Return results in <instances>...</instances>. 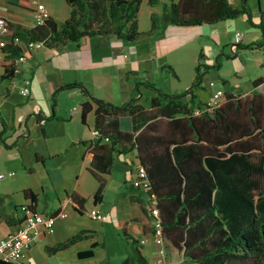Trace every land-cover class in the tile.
<instances>
[{
  "label": "trees",
  "instance_id": "trees-1",
  "mask_svg": "<svg viewBox=\"0 0 264 264\" xmlns=\"http://www.w3.org/2000/svg\"><path fill=\"white\" fill-rule=\"evenodd\" d=\"M67 2L72 11L62 24L52 18L30 29L8 23L11 34L24 42L43 41L45 47L63 48L93 37L135 41L158 28V17L152 13V29L139 31L142 0ZM159 2L149 0L152 5ZM164 10L167 22L175 26L213 24L241 15L255 25L251 10L236 7L230 0H178L165 4ZM260 27L264 36V24ZM6 49L13 55L22 51L19 46L9 45ZM166 68L176 75L172 66ZM201 79L199 74L194 86H199ZM262 83L264 76L252 81L254 88ZM140 84L155 93L149 106L137 97L115 105L93 97L81 83L60 88H79L91 97L79 109L84 123L88 114L95 112L93 130L98 136L90 144L93 158L89 168L99 182L95 202L103 198L104 175L112 172L116 156L136 150L150 185V212L157 208L162 221L164 245L180 250L186 264H264V93L253 90L250 96L227 94L226 100L209 112L208 104L198 99L192 89L167 92L150 81ZM124 122L129 128H124ZM1 140L9 147L2 134ZM37 159L41 160L39 156ZM25 197L35 209L37 195L25 190ZM71 198L83 213L85 198L76 194ZM90 233L83 230L46 250L56 254L88 238ZM124 235L131 250L122 264H151L140 241ZM96 246L94 243L81 252V257H94ZM0 264L24 263L0 256Z\"/></svg>",
  "mask_w": 264,
  "mask_h": 264
},
{
  "label": "crops",
  "instance_id": "crops-1",
  "mask_svg": "<svg viewBox=\"0 0 264 264\" xmlns=\"http://www.w3.org/2000/svg\"><path fill=\"white\" fill-rule=\"evenodd\" d=\"M34 1L45 3L51 12V18L58 24L65 22L71 15L72 7L67 0H0V16L5 18L9 24H18L28 29L33 28L35 23ZM230 2L236 7L246 6L249 8L255 25L249 23L246 15H241L246 19L248 29L250 31L257 30L263 34L260 25L264 24V0H230ZM225 21L195 26H179L187 27V29L178 30L174 28L175 25L167 22L164 14L162 18L158 17L156 31L137 42L136 40L127 41L113 36H104L83 38L63 48H38L26 52L27 60L22 65L21 73L14 77L1 78L0 121L5 124V130L9 125L2 108H5V104L12 96L13 88L19 92V86L24 77L32 79L28 101L12 105V123L10 124L12 136H28L30 134V122L32 118H36L40 124L38 128L40 133L45 141L49 142L50 134L46 127L51 111L48 102L55 100L57 104L58 98L64 91L75 93L73 94L75 103L72 109L67 111V115H57L58 110L56 107L53 109V116H58L56 120L63 121L68 125L64 128L65 132L58 147L48 145L45 149L36 151L34 164L29 167L23 160L22 151L18 148V154L11 155L10 158L6 157V161H1V164L4 162L1 167L7 170L5 173L14 171L16 175L20 171L25 174L17 176L3 189L0 188V240L22 225L24 218L22 206L32 203L30 199L25 197V190H31L37 195L35 203L37 212L48 215L60 212L67 214L66 218L58 217L54 228L45 230L33 242L31 249L21 260L24 264H49L53 257H58L67 264L69 261L67 259L69 257L68 251H73L72 253H76L77 258L82 260L78 263L79 261L74 259L70 264H91V261L87 260L88 258L80 255L81 252L90 249L94 243L98 244V241H93L89 247H80L84 241H88L89 237L56 254H48L46 250L47 246L63 242L83 230L90 231L89 235L91 236L96 235L99 231V229L89 228L80 223L81 216L87 207L85 203V211L80 213L77 210V204L71 198L73 194L85 198L86 202L90 201L91 209L96 207L105 213L106 218L101 221L100 231L106 230L108 224H114L124 233L138 239L143 254L151 264H186L183 253L169 244L164 245L165 253L161 257L159 256L161 247L156 244L153 238L154 219L149 209V194L133 185L139 166L136 150L116 156L112 172L104 175L106 185L103 198L99 203L95 202L94 196L99 187V182L89 170L93 158L90 144L95 139L90 131H93L95 112L94 110L91 111L87 116L86 123H84L82 111L79 109V105L85 101H91V97L79 88L66 90L60 88L70 83H81L93 97L115 105H123L133 97L140 99L143 96L142 88L144 87L140 82H151L148 79V74L160 77V73L166 66L173 67L174 63L169 61L167 56L175 51L174 46L177 43L174 36L178 33L181 37L190 36L191 33H194L195 36L199 34L205 36V33H202L203 27L210 25L216 27L215 25ZM9 40L10 36L0 34V49ZM252 42L255 43L253 47H250L252 52L257 50L264 52V41L255 39ZM141 43L144 44L145 51L136 46ZM244 44V37L242 36L241 41L237 44V50ZM209 50V54L213 55V49L210 46ZM127 51H130L131 54L128 55ZM237 55L238 51L234 53L233 57L235 58ZM203 57L208 58V62L210 59L212 60L205 55ZM1 68L0 65V70ZM252 81L250 88L246 91L219 88L225 93L221 102L223 103L226 100V95L231 93L241 96H250L253 90L264 93V83L254 88ZM154 94L150 96L152 97ZM209 99L203 102L207 103ZM93 104L96 107L95 103ZM145 106H149V103ZM16 122L20 126L24 122L28 133L26 134L25 130H16ZM127 125V122H124L125 129L129 128ZM3 139L9 145L7 147L4 144L8 149L18 146L16 142L9 143L8 137ZM37 156L41 160L37 159ZM34 172H45L52 182L56 200L50 205L49 211H42L40 208V195L42 192H46V182L42 181L39 187L24 179L27 173ZM44 180L46 181L45 177ZM4 196H13L14 198L17 196V200L13 199L7 203ZM87 212L89 213V211ZM41 251L47 252L49 256L38 257ZM128 253L129 247L126 248L125 257Z\"/></svg>",
  "mask_w": 264,
  "mask_h": 264
},
{
  "label": "rangeland",
  "instance_id": "rangeland-1",
  "mask_svg": "<svg viewBox=\"0 0 264 264\" xmlns=\"http://www.w3.org/2000/svg\"><path fill=\"white\" fill-rule=\"evenodd\" d=\"M173 1L177 2L178 0H160L158 4L154 5L150 4L149 0H142L137 20L139 31L142 33L150 31L153 26L151 14L154 13L157 17L162 18L165 13L164 5L170 4ZM246 24V19L243 16H239L235 19H230L219 25H215L216 27H212L211 25L203 27L202 33H205V36L200 34L195 36L194 33H191L190 36L181 37L180 33H178L174 36V40L177 43L174 46L175 51L167 56L169 61L175 65H173V68L176 75L165 68L160 73V77H157L154 74H148V79L163 91L187 92L192 89L194 94L201 101L208 100L218 88H225L232 91L248 90L252 80L264 75V52L262 50L254 52L250 50V47H253L255 44L252 41H255V39L264 41V36L260 31H250ZM174 28L178 30L187 29V27L179 26ZM213 29L216 31L214 32ZM238 31L242 33L245 44L239 47L238 50H233L232 46L238 44V42H236V33ZM142 38L137 39L136 42ZM136 46L145 51L143 43L137 44ZM209 46L213 49V55L209 54ZM237 51L238 55L234 58L233 55ZM127 53L128 55L131 54L130 51H127ZM204 55L212 58V60L210 59L208 62V58L203 57ZM199 74L202 75L201 83L199 86H194ZM212 82L216 83L215 86L211 85ZM145 87L146 86L142 88L143 96L140 98V101L144 105H148L149 98L151 97L150 95L154 94V92ZM73 94H75L73 91H64L58 98L59 102L57 104L55 103V100H50L48 102L51 116L46 128L48 129L50 138L49 142H46L38 129L40 124H38L36 118H32V121L30 122V134L28 136H12L13 133L10 128V124L12 123V105L28 101V96L22 95L13 88L12 96L5 104V108H2L9 127L5 130V124L0 121V172L5 173L7 171L4 167H1L4 163L2 162L1 164V161H6V157L18 154L17 148L22 151L24 155L23 160L29 167L34 164V155L36 151L43 150L45 147H48V145L53 147L59 146L61 137L65 132L64 128L68 125L63 121L56 120L58 116H53V109L56 107L58 110L57 115H67V111L72 109L75 103L73 100ZM15 124L16 130L26 131L24 122L21 126L17 124V122ZM27 133L28 131H26V134ZM1 134L2 138L8 137L7 141L9 143L13 144L16 142L18 143V146H14L15 148H6L1 140ZM21 174L25 173L19 171L13 178L1 180L0 188L3 189V187L7 186L8 183H11V181L15 180L17 176ZM44 177L46 178V181L44 180ZM24 179L39 187L41 186L42 181L46 182V192H42L40 195V208L42 211H49L48 209H50V205L56 200V193L52 187L50 178L45 172H34L27 173ZM261 185L264 190V177L262 178ZM12 197L13 196H4L7 203L11 202L13 199L17 200V196H15V198ZM86 207L87 210L82 214L80 223L89 228L93 227L99 229L96 235H89V238L87 239L88 241H84L80 246L89 247L91 242L98 241L97 246L94 248V257L88 258L87 260H90L91 264H122L123 258L126 255V248L129 247V251L131 250V246L126 239L123 230L118 229L114 224H108L106 230L103 232L100 231L101 221L92 219L87 212L91 210L90 201L86 202ZM158 246L161 247V245ZM72 252L73 251H68L67 253L69 256L67 258L69 260L67 264L72 263V260L74 259H77L79 261L77 262L80 263L82 260H79L76 253L73 254ZM48 254L47 252L44 253V251H41L38 257L49 256ZM161 255L162 254L159 253L160 257ZM50 260L49 264H66V262L58 257H53Z\"/></svg>",
  "mask_w": 264,
  "mask_h": 264
},
{
  "label": "built area",
  "instance_id": "built-area-1",
  "mask_svg": "<svg viewBox=\"0 0 264 264\" xmlns=\"http://www.w3.org/2000/svg\"><path fill=\"white\" fill-rule=\"evenodd\" d=\"M34 18L35 26L43 25L48 19L51 18V12L48 6L40 1H34ZM0 34L10 36V40L6 42L0 49V65L2 66L0 70V80L3 77H10L11 73L16 76L21 73L22 65L27 60V51H33L38 48L45 47L43 41H29L24 42L19 37H14L10 30L7 20L0 16ZM242 39V33H236V42H240ZM21 47L22 51L17 55H13L12 51H9L7 46ZM233 50L237 49V44L232 46ZM215 82L211 85L215 86ZM15 86V85H14ZM13 86V87H14ZM32 79L29 77H24L22 79V84L19 86V92L24 96H29L31 93ZM225 95L222 89H216L211 95L209 101L207 102V110L212 112L214 108L221 104L222 97ZM200 110L196 111L199 114ZM93 135L96 138L98 132L93 130ZM15 175L14 171L7 173H0V180L7 177H12ZM136 188H140L143 191L149 190V181L147 178L146 170L140 166L137 168V177L133 182ZM22 211L24 213L23 223L15 231L10 232L8 235L0 240V256L7 261H21L31 249L33 242L45 231L52 230L55 226L58 217L66 218L67 214L65 212H60L58 214H43L37 212L35 209L31 208L29 205L22 206ZM89 215L92 219L103 221L106 216L103 211L98 208H93L89 211ZM154 219V232L153 238L156 244L161 245L160 253L164 254V237H163V225L162 221L159 219V211L154 208L151 212Z\"/></svg>",
  "mask_w": 264,
  "mask_h": 264
}]
</instances>
